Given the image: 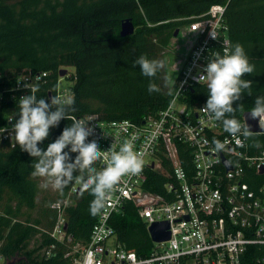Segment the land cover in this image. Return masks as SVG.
Returning a JSON list of instances; mask_svg holds the SVG:
<instances>
[{
  "label": "trees",
  "instance_id": "1",
  "mask_svg": "<svg viewBox=\"0 0 264 264\" xmlns=\"http://www.w3.org/2000/svg\"><path fill=\"white\" fill-rule=\"evenodd\" d=\"M214 4L226 6L231 45L240 43L255 65L252 74L242 77L252 81L251 95L245 91L233 105L234 112L227 114L241 119L258 96L264 97V0H0V124L8 109L19 110L17 96L5 89L10 84L6 73L23 69L51 72L46 87H54L60 69L73 68L69 80L75 111L70 108V116L98 114L108 121L139 123L155 115L171 101L174 89L163 93L159 71L151 81L160 91L149 94V78L140 75L139 66L132 68V62L142 54L157 59L177 30L192 18L206 15ZM126 19L134 23L135 33L122 37L121 24ZM187 95L191 102L206 104L208 89L195 86ZM70 124L61 120L41 147L46 148ZM12 145L0 144V254L6 261L16 260L15 264H70L71 257L66 255L74 245L89 241L97 220L98 215L89 213L94 197L89 192L81 194L78 183L74 204L65 210L70 241L52 237L58 219L53 205L64 203L75 183L63 194L39 187L41 178L28 175L34 158ZM180 157L190 170V156L183 146ZM146 187L163 195L160 185L150 182ZM112 224L127 249L139 257L149 255L153 242L133 205L125 206ZM51 246L50 256L42 255Z\"/></svg>",
  "mask_w": 264,
  "mask_h": 264
},
{
  "label": "built area",
  "instance_id": "2",
  "mask_svg": "<svg viewBox=\"0 0 264 264\" xmlns=\"http://www.w3.org/2000/svg\"><path fill=\"white\" fill-rule=\"evenodd\" d=\"M225 11V5L214 4L206 15L192 18L178 30V36L182 33L191 43L172 84L173 97L165 108L139 123L108 121L98 114L77 117L91 120L94 135L88 140L98 142L102 155L111 146L119 150L125 141H132L135 150L143 153L144 168L138 176L123 177L113 189L89 241L74 245L66 255L71 257L70 264H264V139H258L264 137V119H258L261 131L252 133L244 112L238 120L241 133L233 136L224 130L222 121L204 111L205 103L191 102L187 95L195 86L207 87L204 82L198 83V78L209 58L217 52L223 55L230 48ZM62 69L67 70L65 76L60 75ZM60 71L56 85L46 87L51 72L11 70L6 73L10 84L5 89L19 101L30 94L24 85L41 75L38 98L50 102L52 96L59 95L62 100H73L69 80L72 71L64 67ZM64 79L71 82L67 88L61 86ZM17 112L14 108L5 112L0 144H13L11 129L19 118ZM67 120L72 123L71 118ZM214 141H220L224 148L217 151ZM181 146L189 153L190 170L183 167ZM96 164L102 169L106 160ZM150 182L160 185L163 195L147 189ZM77 191L75 183L64 203H54L58 219L52 237L70 241L65 210L74 204ZM128 204L133 205L148 232L154 224H169L170 238L152 241L146 257L127 249L113 227L112 218L122 214ZM51 248H44L42 255L49 257Z\"/></svg>",
  "mask_w": 264,
  "mask_h": 264
},
{
  "label": "clouds",
  "instance_id": "3",
  "mask_svg": "<svg viewBox=\"0 0 264 264\" xmlns=\"http://www.w3.org/2000/svg\"><path fill=\"white\" fill-rule=\"evenodd\" d=\"M211 37L216 39L215 34ZM140 67V75L149 78L147 91L149 94L159 92L158 85L151 78L165 68V63L160 59H149L146 55H139L133 62L132 68ZM255 65L249 62L244 47L240 43L230 45L224 54L215 53L209 58L203 69V74L198 78V83L204 82L208 89V99L204 106L211 117L222 121L226 132L235 136L241 133V124L235 118H228L227 114L234 112L233 105L241 100L242 94L247 91L252 93V81L242 79L245 74H252ZM40 76L34 78L31 84H25L30 90L29 95L19 98L18 119L12 125L11 140L13 147L19 145L21 151L34 158L31 171L32 178H41L43 183L39 187H51L60 194L73 183H79L81 194L89 192L94 198L90 201L89 213L96 216L105 208L113 189L125 176H138L144 168L143 153L135 150L132 141H125L119 150L114 147L103 151L95 139L88 140L94 135V128L90 121L69 117L71 99L62 100L59 95L50 98H38L36 93L40 90ZM171 94V93H170ZM71 118L72 123L66 126L62 133L46 148L41 145L50 135V129L58 127L61 120ZM250 119H264V97L258 96L255 106L249 113ZM244 135H248L245 131ZM215 148L220 151L224 145L214 141ZM75 153V157L71 155ZM105 159L106 166L97 169V161ZM84 173H87L85 176Z\"/></svg>",
  "mask_w": 264,
  "mask_h": 264
},
{
  "label": "rangeland",
  "instance_id": "4",
  "mask_svg": "<svg viewBox=\"0 0 264 264\" xmlns=\"http://www.w3.org/2000/svg\"><path fill=\"white\" fill-rule=\"evenodd\" d=\"M12 1V0H8ZM189 42L187 36L182 33L180 36H176L170 40L169 44L164 47L157 59L163 60L165 63V68L160 71V86L163 93L166 95L172 87L173 82L177 79V70H179L180 65L184 62L186 55L188 54ZM68 70L73 72V68L68 67ZM71 82L64 79L62 82V88H67ZM42 180V179H41ZM43 181V180H42ZM49 190L54 191L51 187ZM33 243L32 246L33 247ZM6 259H0V264H5Z\"/></svg>",
  "mask_w": 264,
  "mask_h": 264
},
{
  "label": "water",
  "instance_id": "5",
  "mask_svg": "<svg viewBox=\"0 0 264 264\" xmlns=\"http://www.w3.org/2000/svg\"><path fill=\"white\" fill-rule=\"evenodd\" d=\"M178 32L179 31L177 30L174 33V37L178 35ZM134 33H135L134 23L130 19L124 20L121 24L120 35L122 37H127L133 35ZM66 72H67L66 69H62L60 71V75L65 76ZM249 113L250 112L244 113V118L246 120L248 130L252 133L260 132L261 130L258 127V119L255 120L250 119ZM168 230H169V224L167 222L157 223L149 228V234L152 241L162 242L170 238V232ZM15 262L16 260L6 261L5 264H15Z\"/></svg>",
  "mask_w": 264,
  "mask_h": 264
},
{
  "label": "crops",
  "instance_id": "6",
  "mask_svg": "<svg viewBox=\"0 0 264 264\" xmlns=\"http://www.w3.org/2000/svg\"><path fill=\"white\" fill-rule=\"evenodd\" d=\"M187 39H188V42H189V48H188V50L190 49V43H191V41H190V38L189 37H187ZM189 52V51H188ZM184 61V60H183ZM183 64V63H182ZM182 64L180 65V67H179V69L181 68V66H182ZM177 74H178V70H177ZM149 233V232H148ZM150 235V234H149ZM151 238V237H150ZM152 240V239H151Z\"/></svg>",
  "mask_w": 264,
  "mask_h": 264
}]
</instances>
